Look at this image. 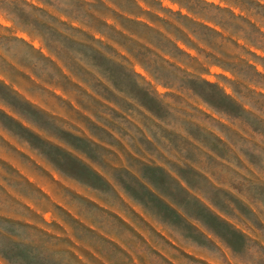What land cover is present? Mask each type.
Masks as SVG:
<instances>
[{"label": "rangeland", "instance_id": "rangeland-1", "mask_svg": "<svg viewBox=\"0 0 264 264\" xmlns=\"http://www.w3.org/2000/svg\"><path fill=\"white\" fill-rule=\"evenodd\" d=\"M0 264H264V0H0Z\"/></svg>", "mask_w": 264, "mask_h": 264}, {"label": "crops", "instance_id": "crops-1", "mask_svg": "<svg viewBox=\"0 0 264 264\" xmlns=\"http://www.w3.org/2000/svg\"><path fill=\"white\" fill-rule=\"evenodd\" d=\"M145 113L148 114L149 112H145ZM198 146L201 147V149H204L207 153H209L210 156H212V158H210L211 160H219L222 163H225L226 165H229V166H232V165L236 164V163H234L232 161L233 158L235 159V161H239V157L240 156H238L239 153L236 150L235 145H198ZM218 150L227 151L228 153H230V155H224L223 153H221V151H218ZM233 150L235 151V153L233 152ZM157 161L158 162H161V165H162V161L160 159H157ZM185 163H187V162H185ZM189 163L192 164V165H190L191 166L190 168L193 169V171L195 172V174L201 176L202 175V172L201 171L200 172L198 171L199 169L196 168L197 166L194 165L191 162H189ZM153 167H155V168H157L159 170H162L160 167H157V166H153ZM195 169H196V171H195ZM142 171L143 172L141 174H140V172H138V175L137 176L142 179L143 183L147 187H149L153 191V193L155 192L157 198L163 200L166 204H167V201L172 204L173 202L168 197V195L163 194L162 192H159V190L157 189V187L154 186V184L152 182L153 180L151 179V177H149V175H147L145 169H143ZM203 174H205L207 177H209L210 179H212V181H214L213 177L210 176V175H208V173L203 172ZM214 183H215V186H214V184L208 183L211 192H214V191H217V192H220V191L225 192L227 189H229L228 185H226L223 182H216V181H214ZM187 185L191 189H194L189 183H187ZM202 200L205 203H209V205H211L212 207H216L215 204H214V202L210 198H207L206 196H204V198H202ZM180 212L183 213V214H187V212L185 210H180Z\"/></svg>", "mask_w": 264, "mask_h": 264}]
</instances>
